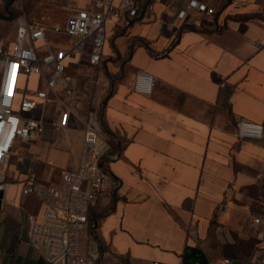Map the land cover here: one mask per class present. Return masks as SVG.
<instances>
[{"label": "crops", "instance_id": "obj_1", "mask_svg": "<svg viewBox=\"0 0 264 264\" xmlns=\"http://www.w3.org/2000/svg\"><path fill=\"white\" fill-rule=\"evenodd\" d=\"M189 1L135 0L139 16L123 11L109 19L98 65L87 67L84 57L70 61L69 125L80 122L75 155L58 177L55 165L37 155L9 161L1 182L0 264H51L44 249L27 241V216L42 219L44 206L35 195L22 196V186L34 162L46 184L78 167L84 120L92 114L118 152L108 167L120 182L92 209L84 236V246L96 245L98 264H192L185 260L191 249L206 264H264V232L245 230L226 199L230 187L254 182L264 170V139L237 134L242 120L264 125V0H197L213 7L212 15ZM69 4L76 11L93 7L94 0ZM183 8L187 15L180 19ZM53 34L48 35L52 43ZM115 53L125 57L119 73L109 61ZM138 72L155 77L152 94L134 91ZM101 77L110 83L106 95L108 83L104 89L96 86ZM91 92L95 109L85 99ZM59 115L60 107L50 101L48 123L39 135L55 154L54 130L69 128L55 124ZM39 136L31 138L34 145ZM249 226H256L253 220Z\"/></svg>", "mask_w": 264, "mask_h": 264}, {"label": "built area", "instance_id": "obj_2", "mask_svg": "<svg viewBox=\"0 0 264 264\" xmlns=\"http://www.w3.org/2000/svg\"><path fill=\"white\" fill-rule=\"evenodd\" d=\"M6 1L0 0V11ZM189 6L207 14L215 13L213 7L197 0H190ZM123 11L131 17L140 15L135 0H122L119 4L114 0H94L93 7L72 11L64 25L22 23L11 49L0 42V185L1 172L8 168L18 139L28 140L44 132L50 101L60 107L55 124L60 128L69 125L72 109L67 98L74 93V77L67 67L70 61L80 57L87 60V67L98 65L108 39V21L111 17H120ZM186 15V8L178 13L180 19ZM49 32L71 38V42L65 47L53 46ZM31 77H35L39 87H29ZM154 84L152 74L138 72L133 89L150 95ZM84 122L83 151L78 167L65 170L59 182L46 184L39 181L34 162L22 186V196L35 195L44 206L42 219L27 216V241L37 249H44L51 264L99 263L96 245L87 241L84 246V236L91 223V211L99 199L120 185L108 167L118 152L103 134L95 115H89ZM237 134L240 138L264 139V125L242 120ZM255 222L260 219L256 218ZM194 264H200L199 260Z\"/></svg>", "mask_w": 264, "mask_h": 264}, {"label": "rangeland", "instance_id": "obj_3", "mask_svg": "<svg viewBox=\"0 0 264 264\" xmlns=\"http://www.w3.org/2000/svg\"><path fill=\"white\" fill-rule=\"evenodd\" d=\"M70 0H7L3 5L0 11V42L11 49V43L14 41L16 36V31L19 25L22 23H30L37 21L41 24H45L49 27H52L56 24L64 25L66 19L71 13L72 9L76 7H71L69 4ZM111 23L109 24V26ZM55 35V42L52 43L53 46H57V41L67 42V46L71 42V38ZM125 57L121 58L118 54L112 55L109 61L115 62V70L119 73V65L124 64ZM112 78V75H109ZM102 78V77H101ZM104 78L96 86L104 89L106 86V92L104 95L109 93V82H104ZM30 88H37L39 84L35 77L30 79ZM83 88V87H82ZM95 93L91 92L88 96L85 97L86 101L91 102V108L95 109ZM94 101V104H93ZM97 101V99H96ZM103 101H101V105ZM80 126L79 120H77L76 125L71 124L69 128L64 131L54 130L52 143L55 148L59 150L58 153L50 151L48 148V143L44 140L45 136H39L37 138V145H34L33 139L21 140L18 139L15 147L13 148L10 155V162L12 164H17L23 161V159H28L31 156L37 155L38 160L52 163L57 168L53 174L55 177L61 175V169L68 159L75 155L76 151V138L78 135L77 129ZM51 136V135H50ZM38 147V149H36ZM33 154V155H31ZM41 156V157H40ZM21 158V159H19ZM20 161V162H19ZM33 167V164L30 169H28V175ZM12 169V168H11ZM25 172L22 169V174ZM250 174H255L252 171H249ZM27 173V172H26ZM2 175H7L5 171L1 172ZM21 174V173H20ZM227 201L229 202L231 208L235 212L236 219L241 223L242 227L247 226L245 230L252 228V234L258 235V232H264V170L258 173L256 180L251 183H238L233 187H230L227 191ZM259 218L260 222H255V219ZM255 223V227L249 226V222ZM252 241L250 240V243ZM264 247V246H263Z\"/></svg>", "mask_w": 264, "mask_h": 264}, {"label": "trees", "instance_id": "obj_4", "mask_svg": "<svg viewBox=\"0 0 264 264\" xmlns=\"http://www.w3.org/2000/svg\"><path fill=\"white\" fill-rule=\"evenodd\" d=\"M198 251L196 249H191L189 253L186 255L185 260L189 262V260L194 264L195 260H199L200 264H206V261L204 260L203 256L198 257L197 256Z\"/></svg>", "mask_w": 264, "mask_h": 264}, {"label": "water", "instance_id": "obj_5", "mask_svg": "<svg viewBox=\"0 0 264 264\" xmlns=\"http://www.w3.org/2000/svg\"><path fill=\"white\" fill-rule=\"evenodd\" d=\"M4 186L3 184L0 185V213L2 211V206H3V199H4Z\"/></svg>", "mask_w": 264, "mask_h": 264}]
</instances>
